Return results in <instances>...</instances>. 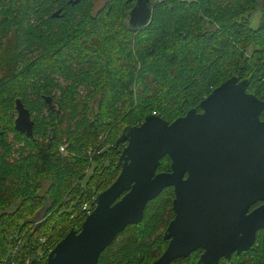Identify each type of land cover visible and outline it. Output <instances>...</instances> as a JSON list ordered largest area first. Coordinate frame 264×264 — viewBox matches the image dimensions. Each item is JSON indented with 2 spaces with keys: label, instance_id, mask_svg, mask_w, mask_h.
Returning a JSON list of instances; mask_svg holds the SVG:
<instances>
[{
  "label": "trees",
  "instance_id": "trees-1",
  "mask_svg": "<svg viewBox=\"0 0 264 264\" xmlns=\"http://www.w3.org/2000/svg\"><path fill=\"white\" fill-rule=\"evenodd\" d=\"M94 1L0 0V264H45L81 228L121 171L126 127L153 113L172 122L200 110L233 75L264 99V20L251 25L262 0H153L139 30L127 24L135 0L97 10ZM17 100L29 110L32 136L15 127ZM171 163L166 155L158 171ZM173 198L167 187L149 201L98 264L160 257ZM198 256L189 262L201 264ZM219 264H264V228L253 247Z\"/></svg>",
  "mask_w": 264,
  "mask_h": 264
},
{
  "label": "water",
  "instance_id": "water-1",
  "mask_svg": "<svg viewBox=\"0 0 264 264\" xmlns=\"http://www.w3.org/2000/svg\"><path fill=\"white\" fill-rule=\"evenodd\" d=\"M153 7V0H135L127 15L130 28L148 25ZM249 84L248 78L233 75L203 99V113L193 108L172 122L153 113L126 127L119 175L45 264H98L128 225L142 221L149 201L170 186L175 217L164 234L170 242L151 264H171L198 248L203 249L200 262L218 264L253 247L264 228V203L248 212L264 200V120L259 117L264 100L247 92ZM17 110L16 129L32 136L34 123L20 100ZM166 155L171 171H158Z\"/></svg>",
  "mask_w": 264,
  "mask_h": 264
},
{
  "label": "flooded vegetation",
  "instance_id": "flooded-vegetation-1",
  "mask_svg": "<svg viewBox=\"0 0 264 264\" xmlns=\"http://www.w3.org/2000/svg\"><path fill=\"white\" fill-rule=\"evenodd\" d=\"M62 8H59L58 10H56L55 12H58L59 11V13H58V16H63V14H61L62 13ZM54 12V13H55ZM54 13H53V15H54ZM58 16H55V17H58ZM241 79V78H240ZM250 81V80H249ZM250 85V84H249ZM249 87V86H248ZM247 92H249V93H252V94H255L254 92H252V91H249L248 90V88H247ZM256 95V94H255ZM259 99H261V100H264V99H262V98H260L258 95H256ZM193 109V108H192ZM196 109V108H195ZM197 110V109H196ZM197 112L198 113H203L204 112V110H203V108L201 107V109L200 110H197ZM260 119L261 120H264V110L260 113ZM167 171H171V167H170V169L169 170H167ZM187 176H188V173H186L185 174V179L187 178ZM170 187H172V186H170ZM173 188V187H172ZM173 191H174V188H173ZM174 198H175V192H174ZM174 198H173V200H174ZM264 203V200H260V201H258V202H256L255 204H253V205H251L250 206V208H249V211L248 212H251V211H253L256 207H258V206H260L261 204H263ZM172 206H173V202H172ZM173 212H174V209H173ZM175 217V212H174V215H173V217H172V219ZM171 219V220H172ZM171 220L169 221V223L171 222ZM169 223L167 224V226H166V228H165V231H166V229H167V227H168V225H169ZM165 231H164V234H165ZM260 231V230H259ZM259 233V232H258ZM257 233V234H258ZM165 240L167 241V245H166V248H167V246L169 245V242H170V239H166L165 238ZM165 248V249H166ZM165 249H164V251H165ZM195 252H199V256H198V259H197V261L199 262V263H201V264H204V263H202V262H200L199 261V259H200V257H201V255H202V253H203V249L202 248H198L197 250H195V251H193L189 256H187V257H181V258H177V259H175V260H173L172 262H171V264H191L190 262H189V259L192 257V255H193V253H195ZM234 254H238V253H233V255ZM241 254V253H240ZM162 255V254H161ZM160 255V256H161ZM233 255H232V257H233ZM159 258V257H158ZM157 258V259H158ZM156 259V260H157ZM222 259H226L225 257H222L221 258V260ZM220 260V261H221ZM231 260V259H230ZM155 261V260H154ZM153 261V262H154ZM220 261H219V263H220ZM218 263V264H219ZM151 264V263H150Z\"/></svg>",
  "mask_w": 264,
  "mask_h": 264
},
{
  "label": "rangeland",
  "instance_id": "rangeland-1",
  "mask_svg": "<svg viewBox=\"0 0 264 264\" xmlns=\"http://www.w3.org/2000/svg\"><path fill=\"white\" fill-rule=\"evenodd\" d=\"M107 2V0H95L94 3H95V10L101 8L102 6L105 5V3ZM262 3L264 4V0H262ZM256 14V15H255ZM253 15V18H252V21H251V25L253 27H257L258 24L264 20L263 17H264V10L263 8L261 9H258V11ZM252 53V49L250 48L248 50V55H250ZM49 184V180H44L43 181V188H42V192L44 193L47 189V186ZM37 255H42L44 256V253H37Z\"/></svg>",
  "mask_w": 264,
  "mask_h": 264
},
{
  "label": "built area",
  "instance_id": "built-area-1",
  "mask_svg": "<svg viewBox=\"0 0 264 264\" xmlns=\"http://www.w3.org/2000/svg\"><path fill=\"white\" fill-rule=\"evenodd\" d=\"M65 147H66V146H61V151H66V150H65ZM90 152H91V150H90ZM84 208L89 209V207L87 206V204L84 206ZM90 212H91V211L89 210V211H88V214H89Z\"/></svg>",
  "mask_w": 264,
  "mask_h": 264
},
{
  "label": "bare ground",
  "instance_id": "bare-ground-1",
  "mask_svg": "<svg viewBox=\"0 0 264 264\" xmlns=\"http://www.w3.org/2000/svg\"><path fill=\"white\" fill-rule=\"evenodd\" d=\"M131 47V46H130ZM72 60V59H71Z\"/></svg>",
  "mask_w": 264,
  "mask_h": 264
}]
</instances>
